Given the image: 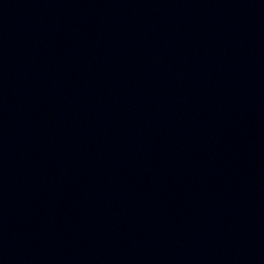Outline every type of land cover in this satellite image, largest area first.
<instances>
[{"label": "water", "instance_id": "obj_1", "mask_svg": "<svg viewBox=\"0 0 264 264\" xmlns=\"http://www.w3.org/2000/svg\"><path fill=\"white\" fill-rule=\"evenodd\" d=\"M0 264H264V0H0Z\"/></svg>", "mask_w": 264, "mask_h": 264}]
</instances>
